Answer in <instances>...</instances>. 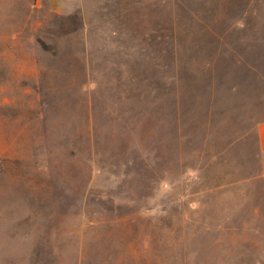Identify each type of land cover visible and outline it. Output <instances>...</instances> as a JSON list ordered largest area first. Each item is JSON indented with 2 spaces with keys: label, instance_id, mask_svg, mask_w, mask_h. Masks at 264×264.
<instances>
[{
  "label": "rangeland",
  "instance_id": "374dc122",
  "mask_svg": "<svg viewBox=\"0 0 264 264\" xmlns=\"http://www.w3.org/2000/svg\"><path fill=\"white\" fill-rule=\"evenodd\" d=\"M0 0V264H264V0Z\"/></svg>",
  "mask_w": 264,
  "mask_h": 264
},
{
  "label": "crops",
  "instance_id": "0c3cea01",
  "mask_svg": "<svg viewBox=\"0 0 264 264\" xmlns=\"http://www.w3.org/2000/svg\"><path fill=\"white\" fill-rule=\"evenodd\" d=\"M50 4L55 9V11H58L57 7L61 8V2L60 0H50ZM257 146L260 155L263 157L262 164H261V183H262V190H263V197H264V122L260 123L257 126Z\"/></svg>",
  "mask_w": 264,
  "mask_h": 264
}]
</instances>
